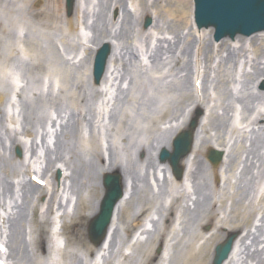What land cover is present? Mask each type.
Segmentation results:
<instances>
[{
    "label": "rangeland",
    "instance_id": "374dc122",
    "mask_svg": "<svg viewBox=\"0 0 264 264\" xmlns=\"http://www.w3.org/2000/svg\"><path fill=\"white\" fill-rule=\"evenodd\" d=\"M107 1H83L82 9L88 15L87 28L79 24L78 33L72 32L67 36L69 43L77 45L75 52L69 45L61 41V38L66 36V33L58 30L59 26L65 27L63 17L69 18L72 16L75 2L70 14H68L65 0H24L21 8L18 7L17 0H0V4L4 5L5 18L9 26L8 39L3 41L0 34V40L2 41L0 42V55L5 52L12 59L10 61L11 70L9 75L2 76L0 74V96H2L0 99V220L4 221L3 224L0 222V232L3 236V241L6 239L5 242L7 241V246H9L8 249L0 248L1 264H20L15 258L16 255L12 249L17 251L18 244L22 250H31L33 233L41 226V214L45 210L42 200L40 202L37 201L39 211L34 210V213H32L31 207L34 202L36 203L35 196L32 198L28 197L27 200L21 197L22 192L27 189L26 183H29V181L37 186L45 187L44 189L50 192L52 188L55 190L58 188L57 199L62 204H65L66 199H70L66 207L67 212L76 210L78 201L86 203L84 213L88 215L84 218L81 228L89 245H91L90 242L92 243L87 232L88 223L92 220L89 217L90 214L98 212L104 194L103 178L106 174L122 175L120 170L100 175L101 169L108 167L109 157L117 160L122 169L132 171L136 175L133 177L137 179L138 189L130 190L131 182L126 181L128 191L123 204L127 213L135 215L143 207H148L154 202L150 206L154 215L147 211L141 214L139 219H144L145 221L149 213L151 214L149 216L150 219L157 220L168 205L167 191L168 189L171 190V188L161 186V181L160 187L154 188L153 191V188L151 189L150 185L144 181V178H146L147 171L150 170L151 164L148 161L159 162V154L162 149H157L162 146L161 144L169 140L173 142L174 138L176 139L183 132L176 127L181 120L178 123L166 124V128L155 124V120L158 118L161 121L168 120V116L164 117L161 114L168 106L167 103L172 94L163 90L173 80L171 69H174L175 65L173 62L166 61L168 66L165 68L152 67L149 65L148 60L144 59L145 56L141 52L140 58L146 69L127 71L128 73L121 72L127 77L125 81H117L113 87L109 88L107 96H96L95 91L97 89H104L109 86L104 87L99 84L100 82L96 84L93 77L91 76L90 78L88 62L83 61L85 54L79 49L82 48L80 45L92 48L96 45V42L91 41L94 34L92 25L94 22L100 25L104 22L103 15L107 13L105 10L108 4ZM136 1L127 0V6L132 11L137 10V7L134 6ZM190 4L192 5V30L199 37L202 36L203 31H198L193 20V0H190ZM54 5L60 8L61 20L48 21L38 15L31 16V14L37 12L48 11ZM121 14V10H116L114 7L107 13L108 21L114 23L109 26L112 33L118 34L120 40H129L132 44L141 47L142 42L136 23L140 22L141 29L144 31L142 36L146 37L145 33L150 31L153 33V30H150V26L153 25V14L141 15L138 12L135 23L126 22L124 25L120 24ZM166 17L163 14L160 19L163 22H169ZM19 18L22 19V30L16 34V25ZM147 19H150V24L145 27ZM46 23H50L51 26L47 27ZM11 24H13V28ZM201 29H205L204 33L206 36L209 33L208 29H212L210 38L215 41L213 27ZM183 31L187 32V28H184ZM19 34L21 39H25L26 42L30 40L36 41L31 43L29 51L26 47L23 52L11 51L13 47L11 43L16 40ZM253 35L262 36L264 31L245 37L250 38ZM226 39L235 44L233 39L228 37ZM107 41H111L114 45L117 43L111 38L105 42ZM104 44H108V42L101 43L98 49ZM73 62L75 64H71ZM203 70L202 65L196 66L194 70L197 97L201 101L204 100ZM251 71L250 66L239 65L231 74L229 88L233 96L240 98L239 100L243 103V105L240 102L232 103L233 110L228 116L231 127H235V125H238L239 128L245 126L243 123V117H245L244 105L256 108L252 117L256 116L258 111L264 112V101H253L249 95L253 85L256 90L264 91V78H259L251 84L246 77L248 72ZM131 81L133 82L132 84ZM207 87L208 93L211 94L210 96L215 95L213 86L209 84ZM130 93L136 101L126 102L125 97ZM83 95H86L85 101H79L78 104H75L76 100L82 98ZM105 99L109 101L107 102ZM141 103L143 105H139ZM212 106L213 103L206 100L204 102L206 109L203 108L198 111L192 106L191 108L196 116H191L187 125L193 118H197L199 123V118L203 116L204 119V114H208ZM74 109H80L83 112L88 111L90 113V116H86L88 121L82 123L75 135H69L67 133L68 129L66 136L59 137L57 135L56 138L55 129L59 130L61 126V121L57 116H65L62 121L64 123L66 116H70ZM216 111L221 112L219 108ZM122 112H127L130 116H122ZM52 123L55 124V129L50 131ZM187 125L184 130L187 129ZM170 127L172 129H169ZM248 130L247 133L240 131L238 134L247 136ZM234 134L229 133L228 135H233V138H235L237 133ZM45 135V141H43ZM12 140L18 143L11 145ZM244 142L245 139L243 140ZM141 148H144L145 157L142 158L143 161H138V150ZM94 149L101 152L104 156L105 163H103V166L98 164L97 156L95 157L92 154ZM17 151L20 152V155ZM58 154L61 155V158L55 160ZM260 154L264 159V149L260 151ZM94 157L96 159L92 160ZM150 157L152 158L148 160ZM89 163L94 166V173L89 167ZM180 166L182 167L181 164ZM252 171L256 173L257 169L252 168ZM239 172L240 168L234 173L236 178H239ZM95 173L98 175L97 179L93 178ZM249 178L252 179L253 177L248 175ZM41 179L45 182L47 181V184L40 182ZM256 181L258 183L256 195L260 196L264 191V166L260 168V176ZM70 182L76 185L74 190L71 189L72 192L68 189ZM16 204L25 206L23 213L20 210H14L13 214H11V209H14ZM228 205L227 213L232 208L231 201L228 202ZM3 209H6L5 213ZM180 213L183 214L185 220L183 230L174 240L175 242L179 241L175 248L167 250L169 255L166 264H178L174 263L173 259L176 254L184 252V245L188 244L185 237L183 240V234L188 237L189 232H192L197 225L196 223L199 224L202 221L198 215L194 216L192 213L188 215L183 210ZM60 214V210L57 211L56 208H53L52 213L44 216L46 221L42 224V245L43 247L45 246L46 252L51 253V257H46V252L37 259L35 257L31 258L32 255L30 254L28 264H78L79 259H86V264H93L94 254L92 251L90 252L87 249L86 257L82 253L73 251L74 249H81L76 248L71 240L68 242L67 237L70 236L68 230L61 228L60 231ZM258 217L260 216L255 217V221ZM194 219L197 222H194ZM20 221L23 223L21 228H19ZM37 221L39 223L38 226ZM141 222L139 221L136 224ZM161 224L162 222L160 221L157 226L160 228ZM115 226L117 228L115 233L116 244L110 254L111 261L109 260V264H112V262L113 264H143L145 251L150 248L154 254L158 255L164 248V243L150 244L151 235H149L147 239L140 238L138 245L132 247L129 252L130 256L123 260L118 255V251H122L120 246H122L124 241V223L122 219L116 220ZM145 227L149 228L143 226L135 234L138 235ZM211 228V224L205 225L203 227L204 234H208ZM59 231L61 234H59ZM231 235L235 236L234 242L238 241V233L222 231L221 239L217 243H213L209 249L210 253L212 252V258L215 246L225 242ZM170 237H173V235H170ZM87 243L85 244L87 245ZM202 243L203 240H199L197 244L201 245ZM237 245L239 246V243ZM61 248L62 250H60ZM28 252L30 253L31 251ZM233 258L236 264H245L241 258L235 257V255ZM56 259L59 262L55 261ZM157 263V258L149 262V264ZM247 263L253 264L249 260ZM24 264L27 263L24 262Z\"/></svg>",
    "mask_w": 264,
    "mask_h": 264
},
{
    "label": "bare ground",
    "instance_id": "6f19581e",
    "mask_svg": "<svg viewBox=\"0 0 264 264\" xmlns=\"http://www.w3.org/2000/svg\"><path fill=\"white\" fill-rule=\"evenodd\" d=\"M84 0H75V6L72 16L67 18L63 17L64 26H59L58 30H62L66 33V36L61 38L64 44L69 45L75 52L77 45L69 43L67 40L68 34L75 32L78 33V25H83L87 28L88 15L84 9H82V3ZM137 0L134 6L137 7L136 11H132L127 6V0H108V4L105 10L108 11L114 7L116 10H121L120 24L124 25L126 22L135 23L137 13L141 15L153 14V25L150 26V30L153 33L147 32L146 37H143V30L141 29L140 22H137L138 31L140 34V40L142 42L141 47L132 44L129 40L119 39L118 34L112 33L109 28L113 22L108 21L107 13L103 15L104 22L102 25L97 22L92 25L94 34L91 41L96 42V45L92 47H84L80 45L85 56L83 61L88 62V71L91 78V65L95 52L97 51L101 43H107L110 47V55L107 60L105 73L99 84L104 89H97L95 91L96 96L108 95L109 88L113 87L117 81H125L126 75L121 72L128 73L136 69H146L145 64L142 63L140 58L141 52L145 56V60L149 62V65L155 68H165L169 62H173L175 68L171 69L173 72V80L169 82L163 91L171 93V98L161 116H168L167 121H161L159 118L155 120L156 125H160L166 128V124L178 123L176 126L178 130L184 131L186 128L188 119L191 116H196L194 110L191 108L201 110L206 109L204 107L205 100L212 102V109L208 114H204L199 118V123L196 130L193 132V141L191 150L186 157H184L180 164L183 168L181 178H176L170 171L169 163H153L148 161L150 170L147 171L144 181L153 188H159L161 186L166 188L170 187L171 190L167 191V207L165 211L159 216V219H150V212L154 202L148 207H143L141 211L135 215L129 214L125 210L123 202L127 196L126 181H130V190L138 189L136 176L132 171H126L121 168L119 162L113 157H109V164L107 168H102L100 175H105L114 170H120L121 174H118L123 187V198L118 202L114 209L113 218L108 228L107 234L104 240L95 245L90 242L87 243L86 238L82 232L81 225L84 218L88 215L84 213L86 203L84 201L77 202L76 210L73 212H67L66 207L70 202V199L65 200V204H62L57 199V191L54 188L51 192L44 189L45 187L37 186L33 182L26 183L27 189L22 192V199H28V197L36 198L31 211H39L37 201L45 206V210L41 214V226L33 233V241L31 250L20 248L17 244V251L15 252V258L18 263L28 264L30 254L31 258L37 259L41 254L47 250L43 247V229L42 224L46 221L44 217L48 213L53 212V208L61 214L60 231L66 229L70 232L68 236V242L71 240L73 245L81 250L74 249L73 251L82 253L86 257V250L93 252V264H109L110 254L115 246L116 240V220H121L124 223V241L118 255L124 260L129 257V252L132 247L138 245L140 238L147 239L149 235L150 244L164 243V248L160 254H154L149 248L144 252L143 264H149L155 258L158 259L157 264H166L168 249H173L177 245L174 240L178 237L183 230L184 216L180 213L183 212L189 214L198 215L201 217V222L196 223L192 232H189L188 237L183 234L187 239L188 244L184 245L185 251L175 255L173 262L178 264H210L212 259V252L209 249L213 243H217L222 237V231H231L238 233V241L233 243L231 252L228 258L222 264H236L235 257L242 259V262L248 264L249 260L253 264H264V191L260 196L256 195V187L258 186L256 179L260 176V168L264 166L263 156L260 151L264 149V112L258 111L256 116L252 117L255 113L254 107L244 105L243 123L245 126L239 128L238 125L231 127L229 122V113L233 110V102L242 103L240 98L233 96L232 91L229 88L231 74L236 70L237 66L242 65L244 67L250 66L251 72H248L246 77L252 84L259 78H264V35H253L247 38L242 35H238L233 38L235 44H232L229 39H221L219 41H212L210 35L212 29H208V36L205 35V29L201 30L202 36L197 37L192 30V5L190 0ZM19 8L24 3V0H17ZM85 4V3H84ZM153 10V11H151ZM137 12V13H136ZM166 15L169 22H163L160 18ZM41 16L48 21L61 20L62 16L60 8L54 5L48 11L37 12L31 14V16ZM6 12L4 5L0 4V34L3 41H5L9 34V26L6 21ZM12 28H13V24ZM47 27H50V23H46ZM187 28V32L183 29ZM51 29H53L51 27ZM22 30V19L19 18L16 25V34ZM249 37V36H248ZM114 39L117 43L114 45L111 41L105 42L107 39ZM126 38V37H124ZM0 42H2L0 40ZM36 42L30 40L26 42L22 40L20 34L16 40L11 43L13 46L11 51L23 52L26 47L30 50L31 43ZM218 43V44H215ZM248 44V45H247ZM37 47V44H36ZM57 47V46H56ZM58 51V48H57ZM69 60V59H68ZM12 61L11 57L6 55L5 52L0 55V74L7 76L10 73V66ZM70 62V61H69ZM71 64H75L74 62ZM202 65L203 77L202 84L204 90V100L201 101L197 97L196 79L194 78V70L196 66ZM135 68V69H133ZM213 74V75H212ZM130 83V82H129ZM133 82L131 81V84ZM213 86L215 95L210 96L208 93V85ZM250 97L253 101H264V91H258L254 85L251 88ZM86 95L82 98H78L75 104L79 101H85ZM2 96H0V99ZM126 102L136 101L133 95L130 93L126 97ZM107 102L109 101L108 99ZM139 105H143L142 103ZM243 105V103H242ZM219 108L221 112L216 111ZM88 111L83 112L80 109H74L70 113V116H66L65 122L62 123L65 116H57L61 121L60 129H55V124L52 123L50 131L55 129V137L75 135L77 130L81 127L82 123L88 121L86 116H90ZM122 116H130L127 112H122ZM187 116V118H186ZM165 119V118H164ZM69 129V130H68ZM169 129H172L170 127ZM243 129V130H242ZM249 129V130H248ZM68 130V132H67ZM248 135H239L240 131L247 133ZM49 131V132H50ZM180 131V132H181ZM67 132V133H66ZM229 133H237V136L233 138V135ZM234 134V135H235ZM45 137L43 141H45ZM245 142L243 143V140ZM175 140V138H174ZM232 141V142H231ZM18 142L11 141V145ZM160 148L172 151L173 143L169 140L161 144ZM218 150L222 152V160L218 166L212 165L208 159V153L210 150ZM100 166L105 163V158L101 152L93 150L92 153ZM93 158L92 160L96 159ZM145 157L144 148L138 150V161H143ZM61 155L58 154L55 160H59ZM152 157L148 158L150 160ZM89 167L94 173V166L89 163ZM240 168L239 178L235 177V171ZM252 168H256L257 172L254 173ZM69 169V168H68ZM115 172V171H114ZM248 175L253 178L248 179ZM94 179L98 178L95 173ZM43 179V178H42ZM40 180L47 184V181ZM234 180V181H233ZM143 181V180H142ZM260 184V183H259ZM46 186V185H45ZM76 187L73 182L69 183L68 189L74 190ZM71 190V192H72ZM252 195V196H251ZM231 201L232 208L227 213L228 202ZM23 204V203H22ZM40 204V203H39ZM123 204V205H122ZM228 205V206H227ZM25 207V206H24ZM22 205L16 204L14 209H11V214L14 210H25ZM147 219L140 220L141 214L146 213ZM6 212V209H3ZM96 213L90 214L89 218H93ZM260 216L256 219L255 217ZM142 221L144 223L136 224ZM162 222L159 228L157 224ZM255 221V222H254ZM3 224L4 221L0 220ZM56 222V221H55ZM194 222L197 220L194 219ZM22 222H19V228L22 226ZM37 221V226H38ZM207 224H211L212 228L208 234H204L203 227ZM187 225V224H186ZM36 226V228H37ZM147 226L149 228H143L142 231L136 235V231ZM5 227V226H4ZM189 228V226H187ZM58 229V227H57ZM59 231V234H61ZM25 232V230H24ZM173 235V237H170ZM6 239L3 241V236L0 232V248L8 249ZM199 240H203L201 245L197 243ZM81 245H80V244ZM87 243V245L85 244ZM114 243V244H113ZM239 243V246L237 245ZM66 245V244H65ZM64 245V246H65ZM50 246V245H49ZM198 246V247H197ZM49 250V249H48ZM62 250V248L60 249ZM28 251H31L30 253ZM65 249L63 250L64 254ZM11 252V250H10ZM62 253V252H61ZM210 253V255H209ZM76 254V253H73ZM46 257H51L50 252H46ZM109 258V259H108ZM8 261V259L6 258ZM55 261L59 262L58 259ZM91 261V259H90ZM111 261V260H110ZM96 262V263H95ZM90 263V262H89ZM66 264V263H63ZM78 264H86V259H79ZM113 264V262H112ZM115 264V263H114Z\"/></svg>",
    "mask_w": 264,
    "mask_h": 264
},
{
    "label": "water",
    "instance_id": "95a60500",
    "mask_svg": "<svg viewBox=\"0 0 264 264\" xmlns=\"http://www.w3.org/2000/svg\"><path fill=\"white\" fill-rule=\"evenodd\" d=\"M75 0H65L68 14ZM193 20L198 29L214 28V40L233 39L236 35L250 36L264 31V0H193ZM150 19L145 22V27ZM110 47L104 44L98 49L92 62L91 76L98 84L105 73ZM198 126V119L193 118L187 129L173 140V149H163L159 154L161 163L168 162L176 178H181L183 168L180 161L188 155L193 141V132ZM20 155V152L17 151ZM222 152L210 150L208 159L216 166L222 160ZM104 194L98 212L88 223V235L93 244L99 245L105 238L118 202L123 198V187L118 174H106L103 178ZM235 236L216 245L211 264H222L229 256Z\"/></svg>",
    "mask_w": 264,
    "mask_h": 264
}]
</instances>
